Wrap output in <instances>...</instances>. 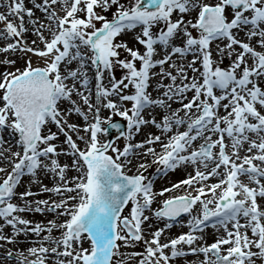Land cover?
Returning <instances> with one entry per match:
<instances>
[{
    "label": "snow or ice",
    "instance_id": "6c2138e0",
    "mask_svg": "<svg viewBox=\"0 0 264 264\" xmlns=\"http://www.w3.org/2000/svg\"><path fill=\"white\" fill-rule=\"evenodd\" d=\"M2 7L0 264H264V0ZM32 184L58 199L31 200Z\"/></svg>",
    "mask_w": 264,
    "mask_h": 264
},
{
    "label": "bare ground",
    "instance_id": "6f19581e",
    "mask_svg": "<svg viewBox=\"0 0 264 264\" xmlns=\"http://www.w3.org/2000/svg\"><path fill=\"white\" fill-rule=\"evenodd\" d=\"M0 3H4V0H0ZM37 15H40V13L39 12H37L36 13ZM135 34L136 33H134V32H130V33H127L126 35H124V36H122L121 37V39H124V40H126L128 43H129V45H133L134 47H140L141 48V50H142V46H139L138 44H136L135 43V41H134V36H135ZM33 38V36L31 35V33H29L28 35H27V39L28 40H31ZM188 59H190V57L188 58ZM33 61L35 62V57H33ZM165 68H166V70H167V65H165ZM152 71L153 72H159V68L157 67V68H154V69H152ZM189 75H191V73H189ZM170 81L167 79V78H165L164 80H163V83L164 84H168ZM159 83V77L158 76H156V77H153L152 78V80H151V86H150V88L148 89L149 90V92H151V94L153 93V97H156L157 95H158V92H157V90H156V88H157V84ZM161 91H162V89H161ZM74 99H76V97L74 96L73 97ZM172 107H173V109H175L176 107H178V106H173L172 105ZM149 110V115H151V116H156L157 117V119H159V117H160V115H162V110L161 109H159V108H156V109H148ZM147 111V110H146ZM151 113V114H150ZM148 118H150V117H148ZM71 119L73 120V121H76V122H78V123H83V121H82V118H78V117H76L75 115H73L72 117H71ZM55 128V127H54ZM148 131H155V129H153V128H150V127H145V128H142V130H141V132H140V135H136V137H135V139L136 140H139L140 139V136L143 134H145L146 132H148ZM142 133V134H141ZM113 135H116L117 133H112ZM109 138H111V137H109ZM58 142V141H57ZM118 143H120L121 145L123 144V140L121 139L120 141H118ZM83 147V146H82ZM60 161H61V163H63V162H65V158L64 157H61L60 158ZM70 175L72 174V173H69ZM177 175H179V174H169L166 178L168 179V177L171 179V182H175V179L177 178ZM182 178V177H181ZM29 177H25V178H23V182H22V185L17 189V191H23L24 189H26L27 187H29ZM40 179L43 181V183L46 185V186H48V187H52L53 185H54V183L56 182L54 179H53V176H52V174L51 173H48V174H44V173H41L40 174ZM160 180H161V182H163L164 181V179L165 178H163V180H162V178H159ZM159 179L157 180V184H158V182H159ZM166 186H168V184L167 185H165V187ZM31 189H32V191H33V193H36V195H34V196H32V197H30V199L31 200H49V202L51 203V201L52 200H55V199H58V197L54 194V193H49V192H43V191H41L40 190V187H39V185L38 184H32L31 185ZM19 201H17V203H18ZM153 207H155V205L153 206ZM21 215H23L25 218H27V219H29V220H31V221H33V222H45L46 223V221L47 220H49V219H53L54 217H55V213H52V212H25V213H22ZM0 223H3L2 221H0ZM5 231L7 232V231H10V229H8V228H6L5 229ZM181 231H186V229H181V228H179L178 226H173L171 229H170V232H169V234L171 235V234H179V232H181ZM209 231V236H210V239H209V242H211V233L214 231L213 229H209L208 230ZM57 233L54 231L53 232V235H56ZM29 245H28V243L27 242H25L24 241V238L23 237H21V243L19 244V249L20 250H23V249H25L26 247H28ZM9 247H12L11 245H9ZM141 245H137L136 247H134V248H129V249H121L122 251H127V252H132V251H140L141 250ZM3 251V249L2 248H0V252H2ZM196 259V257H194V256H191V255H189V256H187L186 258H184L183 260H178L177 262H176V264H188V262H190V261H193V260H195ZM183 262V263H182Z\"/></svg>",
    "mask_w": 264,
    "mask_h": 264
},
{
    "label": "rangeland",
    "instance_id": "374dc122",
    "mask_svg": "<svg viewBox=\"0 0 264 264\" xmlns=\"http://www.w3.org/2000/svg\"><path fill=\"white\" fill-rule=\"evenodd\" d=\"M28 6H31L30 4L28 5ZM0 11H6V9L4 8V7H0ZM0 27H2V25H0ZM130 47H134L133 45H129ZM18 63H19V61H18ZM228 63V60H227V58H225L224 59V64H227ZM115 73H116V75L117 76H119V75H122L123 74V72H122V70L120 69V68H116L115 69ZM172 105L173 106H179L178 104H173L172 103ZM108 115V112H107V110H102V112H101V116L102 117H105V116H107ZM146 117H148V112H146ZM113 119H120L121 121H122V118H120V117H113ZM123 122V121H122ZM125 124H126V122H124ZM142 134V133H141ZM145 135V134H144ZM144 135L142 134L141 136H140V139L139 140H141V139H143L144 138ZM83 145H81V147H82ZM154 171V168H150L149 170H148V172H149V174H151L152 172ZM166 182V181H165ZM164 182V183H165ZM163 183V184H164ZM162 184H160V186H161ZM183 263V262H182Z\"/></svg>",
    "mask_w": 264,
    "mask_h": 264
}]
</instances>
